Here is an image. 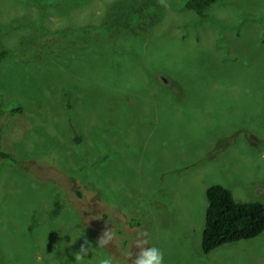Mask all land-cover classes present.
<instances>
[{
    "label": "rangeland",
    "instance_id": "rangeland-1",
    "mask_svg": "<svg viewBox=\"0 0 264 264\" xmlns=\"http://www.w3.org/2000/svg\"><path fill=\"white\" fill-rule=\"evenodd\" d=\"M185 1L0 0V264H264L200 245L208 186L264 205V0Z\"/></svg>",
    "mask_w": 264,
    "mask_h": 264
},
{
    "label": "trees",
    "instance_id": "trees-1",
    "mask_svg": "<svg viewBox=\"0 0 264 264\" xmlns=\"http://www.w3.org/2000/svg\"><path fill=\"white\" fill-rule=\"evenodd\" d=\"M215 1L217 0H186L183 7L203 17L204 10ZM3 54L4 52H0V57ZM0 156L8 157L3 152H0ZM205 198L206 208L200 240L203 254L227 243L256 237L264 231V205L261 202H236L230 190L220 184L208 186Z\"/></svg>",
    "mask_w": 264,
    "mask_h": 264
},
{
    "label": "clouds",
    "instance_id": "clouds-1",
    "mask_svg": "<svg viewBox=\"0 0 264 264\" xmlns=\"http://www.w3.org/2000/svg\"><path fill=\"white\" fill-rule=\"evenodd\" d=\"M78 234V236H80ZM77 236V237H78ZM76 237V238H77ZM76 238H73L74 242ZM115 234L111 228L105 229L96 240V248H104L113 243ZM88 247H85V245ZM130 247H134L136 251L133 253ZM128 250L119 252L118 255L108 253L99 259V264H164L163 252L156 246L150 245L148 234L145 232L138 233L130 243ZM91 251V244L85 240L79 247L77 252L72 255L76 264H85L87 254Z\"/></svg>",
    "mask_w": 264,
    "mask_h": 264
},
{
    "label": "flooded vegetation",
    "instance_id": "flooded-vegetation-1",
    "mask_svg": "<svg viewBox=\"0 0 264 264\" xmlns=\"http://www.w3.org/2000/svg\"><path fill=\"white\" fill-rule=\"evenodd\" d=\"M160 79H161L163 82L166 81V79H164L162 76H160ZM163 85H164V84H163Z\"/></svg>",
    "mask_w": 264,
    "mask_h": 264
}]
</instances>
